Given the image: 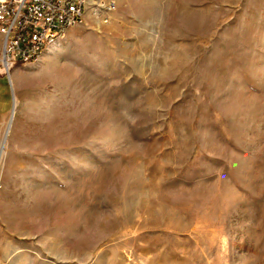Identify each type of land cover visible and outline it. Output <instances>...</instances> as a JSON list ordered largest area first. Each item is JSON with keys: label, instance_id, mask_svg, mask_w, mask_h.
Listing matches in <instances>:
<instances>
[{"label": "rangeland", "instance_id": "rangeland-1", "mask_svg": "<svg viewBox=\"0 0 264 264\" xmlns=\"http://www.w3.org/2000/svg\"><path fill=\"white\" fill-rule=\"evenodd\" d=\"M0 70V264H264V0H110Z\"/></svg>", "mask_w": 264, "mask_h": 264}, {"label": "built area", "instance_id": "built-area-1", "mask_svg": "<svg viewBox=\"0 0 264 264\" xmlns=\"http://www.w3.org/2000/svg\"><path fill=\"white\" fill-rule=\"evenodd\" d=\"M110 0H0V70L33 64L90 13L108 19Z\"/></svg>", "mask_w": 264, "mask_h": 264}]
</instances>
